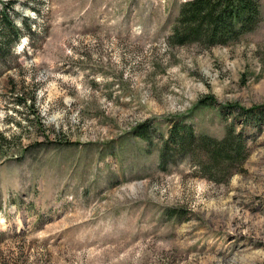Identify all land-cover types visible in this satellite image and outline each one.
I'll return each instance as SVG.
<instances>
[{"label":"rangeland","instance_id":"obj_1","mask_svg":"<svg viewBox=\"0 0 264 264\" xmlns=\"http://www.w3.org/2000/svg\"><path fill=\"white\" fill-rule=\"evenodd\" d=\"M12 1L29 35L0 60V264H264V0L226 46L172 45L190 0ZM183 125L242 132L245 164L207 177L196 143L162 166Z\"/></svg>","mask_w":264,"mask_h":264},{"label":"trees","instance_id":"obj_2","mask_svg":"<svg viewBox=\"0 0 264 264\" xmlns=\"http://www.w3.org/2000/svg\"><path fill=\"white\" fill-rule=\"evenodd\" d=\"M13 9L14 1H0V60L6 52L13 54L29 35L13 18ZM260 21V0H190L181 5L170 42L178 46L193 43L226 46L255 31ZM247 112L252 123H262L258 109ZM138 133L143 139L147 138L143 131ZM245 142L243 133L238 134L231 127L227 128L222 139H217L197 135L191 126H175L171 128L169 138L164 143L161 165L166 164L171 151L186 153L197 143L196 146L207 159L206 162H199V167L204 175L213 178L214 173L243 167L249 156Z\"/></svg>","mask_w":264,"mask_h":264}]
</instances>
